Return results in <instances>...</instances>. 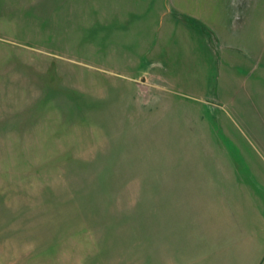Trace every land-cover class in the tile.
<instances>
[{
  "label": "rangeland",
  "instance_id": "obj_1",
  "mask_svg": "<svg viewBox=\"0 0 264 264\" xmlns=\"http://www.w3.org/2000/svg\"><path fill=\"white\" fill-rule=\"evenodd\" d=\"M178 1L0 0V264H224L264 223V0Z\"/></svg>",
  "mask_w": 264,
  "mask_h": 264
},
{
  "label": "crops",
  "instance_id": "obj_2",
  "mask_svg": "<svg viewBox=\"0 0 264 264\" xmlns=\"http://www.w3.org/2000/svg\"><path fill=\"white\" fill-rule=\"evenodd\" d=\"M231 1L235 3L236 0ZM76 2L82 3V6H80L82 11L88 13L93 11L95 13L96 11V13H100L101 15L98 18H101L105 23L116 19L120 20V29L125 32L127 30V25L125 23L129 20L135 21L131 24L133 25L132 28H134L135 31H139L144 28L143 26L145 24L143 22L146 21V24H148L149 20L153 23L154 21H158L155 23L159 25V20L164 19L169 14L176 17L179 21H182L184 14H189V17L199 20H204V14H206H194L195 10L193 11L194 13H192L191 6H188L186 2L178 0H59V3L62 5L61 13L67 14L65 7L70 4L72 5V13L70 14H72L71 17L73 19L79 17L84 18L85 15L90 17L91 20L94 19L95 16L89 14L83 15L80 13L78 8L74 6L77 4ZM213 2L217 4V1L214 0ZM200 3L201 6H199V8L202 10L204 9L202 8L203 1ZM62 17L63 19L66 18L65 15H62ZM184 30L191 33L195 31V29L190 27ZM141 34L144 35L145 32ZM237 228L238 227L235 226L234 223H231L225 225L222 229V242L227 245L224 247V251L228 252V250L231 249L227 254L231 259H226L227 261H225L224 264H264V223L257 225L256 232L251 233H247L246 230H238Z\"/></svg>",
  "mask_w": 264,
  "mask_h": 264
}]
</instances>
